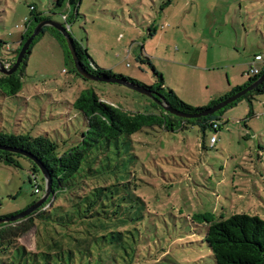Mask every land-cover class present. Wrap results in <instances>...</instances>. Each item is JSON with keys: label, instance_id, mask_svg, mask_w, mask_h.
I'll list each match as a JSON object with an SVG mask.
<instances>
[{"label": "rangeland", "instance_id": "1", "mask_svg": "<svg viewBox=\"0 0 264 264\" xmlns=\"http://www.w3.org/2000/svg\"><path fill=\"white\" fill-rule=\"evenodd\" d=\"M30 7L63 25L101 69L150 86V69L136 61L141 52L164 85L193 108L207 106L228 86L242 87L251 76L241 72L256 53L264 54V0H81L78 16L53 0H0L1 61L18 48L25 19L32 18ZM65 56L50 32L36 38L21 91L15 97L0 93V131L48 133L64 152L84 130L82 116L70 105L85 89L124 111L155 113L145 96L126 86L78 79ZM220 116L213 146L215 133L203 134L193 125L146 129L113 146L115 173L143 202H133L135 214L142 215L132 230L134 264H214L204 242L207 220L241 214L264 220V95L251 107L242 100ZM18 162L19 168L0 162V216L24 210L42 196L32 194L30 163ZM69 198L52 197L43 210L67 206ZM38 236L39 228L32 227L18 241L35 252Z\"/></svg>", "mask_w": 264, "mask_h": 264}, {"label": "trees", "instance_id": "2", "mask_svg": "<svg viewBox=\"0 0 264 264\" xmlns=\"http://www.w3.org/2000/svg\"><path fill=\"white\" fill-rule=\"evenodd\" d=\"M53 3L55 7L66 5L73 8L75 15L78 16L77 8L81 0H53ZM30 11L32 18L25 19L26 27L18 48L7 51L10 57L8 61L0 60L7 69L14 64L23 43L36 25L45 20L40 14L34 13L33 7H30ZM64 20L67 21V18L64 17ZM46 31L65 48V58L71 63L72 73L82 81H90L75 70L63 36L47 26L41 29L39 35ZM36 38L30 44L16 72L8 76L0 74V93L5 97H15L21 91L22 74ZM3 44L0 41V50H3ZM73 46L78 62L90 75L103 80L123 82L151 93V98L143 96L156 111L127 112L103 101L92 89H85L70 105L71 110L82 116L84 130L78 143L64 152L58 150V143L52 141L48 133L32 136L29 132L13 134L0 131V162L9 167L19 168L18 159L27 160L31 165L28 182L32 185V194L37 195L34 193V187L38 188L41 195L44 194L45 180L39 167L29 157L9 149L22 151L34 158L42 165L50 180V195L38 210L25 219L0 223V264H134L137 247L132 230L142 215L135 214L133 202L142 200L130 191V184L123 182L115 173L118 167H112L109 156L114 152V147L117 149L119 141L124 137L129 139L136 133L156 127L164 131H175L193 125L204 134L206 129L212 130L215 122L220 123L222 111L242 100L251 107L255 97L264 95L263 82L212 115L193 119L178 118L165 112L157 101L162 99L164 104L181 113L200 114L248 86L261 75L264 72L263 56L259 55L263 58V63L257 76L249 78L242 87H236L226 95L210 101L207 106L193 108L183 103L172 90L164 86L162 74L155 70L148 58L139 55L136 61L150 69L153 79L150 86L114 74L111 70L101 69L92 61L81 44L73 40ZM250 115L253 116L251 109ZM36 174L40 175L39 180L36 179ZM60 195H69L67 206L50 204L43 210L49 205L52 197ZM30 206L17 213L0 216V221L17 216ZM206 222L204 242L214 264H264L263 219L241 214L225 220ZM32 227L39 228L35 252L26 249L18 241Z\"/></svg>", "mask_w": 264, "mask_h": 264}, {"label": "water", "instance_id": "3", "mask_svg": "<svg viewBox=\"0 0 264 264\" xmlns=\"http://www.w3.org/2000/svg\"><path fill=\"white\" fill-rule=\"evenodd\" d=\"M51 27L54 30L58 31L64 38L67 48L71 54L72 60H73V64L75 67V70L77 71V73L79 75H81L83 78L96 82V81H105V82H112V83H119L122 84L123 86H126L127 88H130L134 91H136L139 94L145 95L149 98H151V93L136 87V86H132L123 82H119V81H115V80H103V79H99L97 77H94L92 75H90L85 69L82 68L81 64L78 62L77 57L75 55V51H74V46H73V40L70 37V35L68 34V32L66 31L65 27L61 24H57L55 22H52L50 20H43L41 22H39L36 27L33 29L32 33L30 34V36L25 40V42L23 43L17 58L14 62V64L9 68H5L2 63L0 62V74L1 75H11L13 73L16 72L17 68L19 67L25 53L27 52V50L29 49L30 44L32 43V41L40 34V31L43 27ZM264 82V72L259 75L251 84H249L248 86L244 87L243 89H241L240 91L234 93L233 95L225 98L224 100L218 102L217 104H215L214 106L206 109L205 111H203L200 114H185V113H181L179 111H176L174 109H172L170 106L166 105L163 103V100L160 99V101H157V104L159 106L162 107V109L175 116L178 118H184V119H193V118H197V117H204V116H208V115H212L220 110H222L223 108H225L226 106L232 104L233 102H235L236 100L240 99L241 97H243L244 95H246L247 93L251 92L252 90H254L258 85L262 84ZM9 151L24 155L26 157H29L30 159H32V161L39 167L43 178L45 180V190H44V194L41 196V198L35 202L32 206H30L28 209H26L25 211L21 212L20 214H18L17 216H14L12 218L6 219V220H1L0 223L3 222H16L22 219H25L26 217H28L32 212L38 210L46 201V199L49 197L50 195V180L49 177L46 173V171L44 170V168L42 167V165H40L34 158H32L30 155L19 151V150H15V149H9Z\"/></svg>", "mask_w": 264, "mask_h": 264}, {"label": "built area", "instance_id": "4", "mask_svg": "<svg viewBox=\"0 0 264 264\" xmlns=\"http://www.w3.org/2000/svg\"><path fill=\"white\" fill-rule=\"evenodd\" d=\"M31 10H32V8H31ZM262 63H263V58L261 56H259V55L255 56L254 60L249 65V69L246 72V75L247 76H251V77L257 76L259 74L260 70H261ZM218 125H219V123H217V122H215L212 125V131L215 134L210 138L211 146H213L216 143V141H217L216 131L218 130ZM34 192L36 194H39V190H38L37 187H34Z\"/></svg>", "mask_w": 264, "mask_h": 264}, {"label": "crops", "instance_id": "5", "mask_svg": "<svg viewBox=\"0 0 264 264\" xmlns=\"http://www.w3.org/2000/svg\"><path fill=\"white\" fill-rule=\"evenodd\" d=\"M140 55H142V53L140 52ZM257 55H262L263 56V58H264V54H262V53H260V52H258V53H256L255 55H254V57L255 56H257ZM139 56V55H138ZM137 56V57H138ZM254 60V59H253ZM251 64V63H250ZM250 64H248V68H249V65ZM242 66V65H241ZM247 71H248V69H247ZM246 71V72H247ZM243 72V73H242ZM241 72V74H246V72H244V71H242ZM245 84V83H244ZM165 86V85H164ZM166 87V86H165ZM167 88V87H166ZM235 89V88H234ZM231 90H233V88H231L230 86H228V88H226L225 90H223V91H221V92H216L215 93V96L211 99V101L212 100H216V99H218V98H220V97H222V96H224V95H226L227 93H229ZM72 104V103H71ZM209 104V103H208ZM219 125H220V127H221V125H222V123H221V121H220V123H219Z\"/></svg>", "mask_w": 264, "mask_h": 264}]
</instances>
